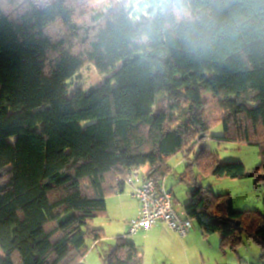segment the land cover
<instances>
[{"label": "trees", "instance_id": "trees-1", "mask_svg": "<svg viewBox=\"0 0 264 264\" xmlns=\"http://www.w3.org/2000/svg\"><path fill=\"white\" fill-rule=\"evenodd\" d=\"M89 1L0 0V264H84L107 198L136 168L166 181L177 153L201 234L235 251L246 235L264 261V212L192 175L264 185V0H183L179 17L173 0H146L139 22L122 5L89 16ZM87 65L106 82L69 98ZM218 124L222 141L259 148V166L195 152ZM101 257L144 263L126 237Z\"/></svg>", "mask_w": 264, "mask_h": 264}, {"label": "rangeland", "instance_id": "rangeland-1", "mask_svg": "<svg viewBox=\"0 0 264 264\" xmlns=\"http://www.w3.org/2000/svg\"><path fill=\"white\" fill-rule=\"evenodd\" d=\"M144 2L146 0H91L85 6V11L89 16L106 15L112 9L122 5L130 11L133 20L139 22L142 14L148 15L147 10L142 8ZM107 77L108 75L100 74L95 66H85L81 72L69 80L68 97L70 98L75 93L76 88L88 90L101 86L106 82ZM224 134L223 124L214 126L202 138L195 152L198 153L203 147L207 151L216 154L217 158L222 162L241 161L249 173L259 166L262 162V157L257 146L226 140L222 141L221 138H223ZM169 164L172 167V173L167 177L166 185L175 197L176 207L182 212L185 205L192 200V197H190L191 186L181 180V176L187 169V162L183 157V153H177L170 158ZM192 170L194 171L192 175L198 184L212 188L217 194L231 195L235 200L236 210H260L264 212V185L257 186V192H254V187L251 190V187L247 185L248 183H242L244 179L217 178L211 173L204 174L196 165H193ZM250 178L255 181L252 177ZM250 178H247L245 182H248L247 180ZM116 195L118 194H112L107 199ZM126 198L129 199L128 196ZM115 213L110 223L101 225L104 230V238H106L104 248L115 246L118 239L117 235H123L130 241L134 238L138 249L142 253L143 264H264V261L260 258L261 249L257 244L249 241L246 235L243 236V244L236 251L231 247L223 249L220 246L221 235L219 233L205 237L201 234L197 223L194 222L189 234L194 231L196 236L187 242L186 245L185 242L181 243V245L178 244V248L172 253L171 248L166 246L165 248H158L157 245L150 241L146 242V237L142 233L144 234L147 231H141L136 236L126 234L122 223L123 217L120 216L117 209ZM106 217L107 215L97 218L94 224L92 223V226L96 229H101L98 228L100 227L99 222L105 220ZM116 218L118 221H115ZM93 242L92 239L87 242L89 253L84 260V264H102L101 248L94 247Z\"/></svg>", "mask_w": 264, "mask_h": 264}, {"label": "built area", "instance_id": "built-area-1", "mask_svg": "<svg viewBox=\"0 0 264 264\" xmlns=\"http://www.w3.org/2000/svg\"><path fill=\"white\" fill-rule=\"evenodd\" d=\"M148 171L145 167L136 168L125 182L133 188V198L139 202L138 216L128 224V234L136 235L165 223L176 235L188 236L194 226L193 220L177 209L175 197L165 180L159 183L147 180Z\"/></svg>", "mask_w": 264, "mask_h": 264}, {"label": "crops", "instance_id": "crops-1", "mask_svg": "<svg viewBox=\"0 0 264 264\" xmlns=\"http://www.w3.org/2000/svg\"><path fill=\"white\" fill-rule=\"evenodd\" d=\"M145 168H146V170H149L150 166L145 167ZM118 179L121 180V178H118ZM245 181H246V179H244V181H242V183H248L247 185H249L251 187V190L254 187V192H257V185H256L255 181H252L251 178L247 180L248 182H245ZM128 190H129V192H128ZM132 193H133V188L126 184V188H125V191L123 194H118V195H116L110 199H107V213L108 214H107V217L105 220L99 222L100 227H98V228H101V225H104L106 223H110L113 220V218H114L113 215L116 214L115 212L117 209L118 212L120 213V216L123 217L122 223L124 225V229L126 230L124 232L126 234H128V228H129L128 224L138 216V210H139V202L133 198ZM127 196L129 197V199L126 198ZM110 201H111V203H110ZM233 204L235 207L234 198H233ZM183 210L184 211H182V213H186L185 207L183 208ZM95 220L93 221V224H94ZM115 221H118V219L116 218ZM136 235H132V236H136ZM142 235H144V237H146V242L150 241L151 243L157 245L158 248H165V246L168 248H171L170 250L172 251V253L175 252V250L178 248L177 247L178 244L181 245V243L183 244V242H185V245H186L187 242H189L190 240H192L196 236L194 231L190 232V234H188L187 237H181L180 235H176L173 231H171L168 228V226L165 223L156 225L155 227H153L151 230L147 231L146 233H144V234L142 233ZM117 236H118L117 238L123 237V235H117ZM131 241L136 244L134 238ZM176 241H177V244H176ZM105 244H106V238H103L102 241H100V242H93L94 247H100L101 248V251H102L101 254H103V252L105 250L107 251L110 248L114 247V246H112L109 248H104ZM101 259H102V257H101ZM164 264H166V263H164Z\"/></svg>", "mask_w": 264, "mask_h": 264}, {"label": "clouds", "instance_id": "clouds-1", "mask_svg": "<svg viewBox=\"0 0 264 264\" xmlns=\"http://www.w3.org/2000/svg\"><path fill=\"white\" fill-rule=\"evenodd\" d=\"M183 0H173V12L179 17L180 11L182 10L179 6L182 5Z\"/></svg>", "mask_w": 264, "mask_h": 264}]
</instances>
